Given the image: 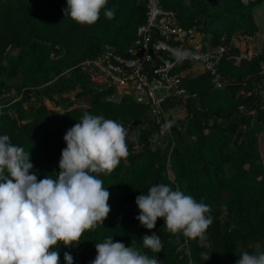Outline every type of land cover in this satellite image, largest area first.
I'll use <instances>...</instances> for the list:
<instances>
[{
	"label": "trees",
	"instance_id": "16d2710c",
	"mask_svg": "<svg viewBox=\"0 0 264 264\" xmlns=\"http://www.w3.org/2000/svg\"><path fill=\"white\" fill-rule=\"evenodd\" d=\"M161 3L182 26L199 28L204 49L230 50L219 66L222 87L209 73L183 78L188 96L164 103L174 124L163 137L149 106L116 86L99 84L83 66L108 50L129 57L146 22L145 0H108L91 26L64 15L66 0H0V135L29 152L38 180L59 173L63 137L85 112L127 129L129 155L110 174L99 175L110 193L109 215L78 244L60 242L54 249L59 264H66V252L73 264H90L95 244L107 237L142 248L143 236L153 232L163 251H144L160 264H236L242 252L255 254L257 243L264 251V49L249 57L233 44L236 37L258 32L254 9L264 0ZM110 9L113 19L104 15ZM191 68L184 64L178 70ZM73 93L77 102L69 99ZM87 98L86 105L79 103ZM47 100L56 101L59 110H51ZM175 107L183 108L184 118L172 117ZM161 183L211 206L213 223L204 246L173 236L163 218L151 231L140 225L136 197ZM202 252L210 258L204 260Z\"/></svg>",
	"mask_w": 264,
	"mask_h": 264
},
{
	"label": "clouds",
	"instance_id": "9594fccd",
	"mask_svg": "<svg viewBox=\"0 0 264 264\" xmlns=\"http://www.w3.org/2000/svg\"><path fill=\"white\" fill-rule=\"evenodd\" d=\"M66 2L65 16L81 26H91L108 0ZM104 15L113 19L115 10H106ZM193 55L187 49L173 50L177 62ZM173 124L167 121L164 127L171 129ZM126 137L123 124L85 112L63 137L66 147L59 173L38 180L29 152L13 144L9 135H0V264H59V251L54 249L60 242L66 247L78 244L86 230L103 225L111 211L110 193L99 175L110 174L129 155ZM135 203L139 209L136 219L142 227L151 231L158 218H163L166 231L173 236L205 245L213 218L211 206L203 200L161 183L137 196ZM163 247L155 232L143 236L142 248L135 241L127 247L107 237L95 244L96 256L90 264H160L155 255L144 250L159 253ZM254 248L255 254L242 252L236 264H264L261 245ZM200 255L204 260L210 258L206 252ZM64 260L73 264L67 252Z\"/></svg>",
	"mask_w": 264,
	"mask_h": 264
},
{
	"label": "built area",
	"instance_id": "2783aa9c",
	"mask_svg": "<svg viewBox=\"0 0 264 264\" xmlns=\"http://www.w3.org/2000/svg\"><path fill=\"white\" fill-rule=\"evenodd\" d=\"M145 3L146 22L138 29L129 57L108 50L97 59L87 60L83 66L99 84L116 86L121 93L132 94L137 103L149 106L163 137L170 133L164 127L169 114L163 105L168 99L185 100L188 95L181 87L182 80L187 74L195 73L193 67L178 69L184 64H198L220 88L219 66L230 50L224 45L204 49L198 27L182 26L176 13L165 9L161 0H145ZM177 48L187 49L194 55L177 62L173 56Z\"/></svg>",
	"mask_w": 264,
	"mask_h": 264
},
{
	"label": "rangeland",
	"instance_id": "374dc122",
	"mask_svg": "<svg viewBox=\"0 0 264 264\" xmlns=\"http://www.w3.org/2000/svg\"><path fill=\"white\" fill-rule=\"evenodd\" d=\"M254 15L258 25V32L252 35L239 36L233 40V44L238 47L242 53L246 52L248 54H254L264 49V3L254 9ZM192 67L193 69H195V73H193L194 75L204 73L200 65L196 64ZM260 90L264 95V85L261 87ZM12 96L16 97V93L12 92ZM69 99L71 101L74 100L77 102V99L75 98V93L71 94L69 96ZM88 101L89 100L87 98L83 99L79 103L82 105H86ZM47 103L51 110H59V106L56 105V101L47 100ZM170 113L175 120H178L179 118H184L186 115L185 111L181 107H175ZM261 152L264 157V138H261ZM170 177L172 179L174 178L172 173H170Z\"/></svg>",
	"mask_w": 264,
	"mask_h": 264
}]
</instances>
